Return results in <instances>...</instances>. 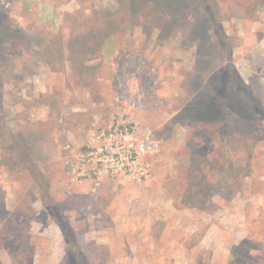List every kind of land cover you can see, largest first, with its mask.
<instances>
[{
	"label": "rangeland",
	"instance_id": "rangeland-1",
	"mask_svg": "<svg viewBox=\"0 0 264 264\" xmlns=\"http://www.w3.org/2000/svg\"><path fill=\"white\" fill-rule=\"evenodd\" d=\"M135 1L0 0L20 29L0 36V264H264V0H217L216 23L204 0H151L159 27ZM105 9L121 27L83 73L34 54L72 37L64 13ZM127 117L159 141L147 174L99 172L92 132Z\"/></svg>",
	"mask_w": 264,
	"mask_h": 264
},
{
	"label": "trees",
	"instance_id": "trees-1",
	"mask_svg": "<svg viewBox=\"0 0 264 264\" xmlns=\"http://www.w3.org/2000/svg\"><path fill=\"white\" fill-rule=\"evenodd\" d=\"M78 1H85V0H78ZM138 5V8H137ZM135 6L137 8L138 15L140 16L139 20L144 21L147 23L153 22L155 26L159 27L162 25V21L159 19V14L157 13V7L151 2V0H142L135 1ZM204 6L206 7L208 13L211 14V18L215 21V14L218 8V1L217 0H204ZM135 7L133 6V9ZM94 16L98 13L97 10H94ZM105 17L103 20L95 23V19L86 18L82 22H79L78 19L69 12L64 13V20L68 21L70 25V33L72 37L64 43L60 36L52 37L48 40V42L41 46L40 48L34 50V54L43 60L48 65H52L53 63H59L60 66L64 64V58L66 59L65 48L68 50L67 59L70 62V65L77 69L79 73H83L85 69H87V65L85 62L89 61L91 58H95L101 53V49L103 46L104 41L109 38L116 30L120 29L121 24L115 17V12L109 9H105L104 12ZM7 16L4 12H1L0 15V36L3 35L5 32L8 33L10 36H14L16 31H20L18 28L15 32H10L8 30V24L5 22V18ZM155 21H157L155 23ZM218 29L221 31V25L218 26ZM65 45V46H64ZM3 69V73L8 76L10 70L7 68ZM27 66H23V70L27 71ZM239 79V78H238ZM226 81L224 78H221V85L226 87ZM219 90L220 94H223L222 88L217 89ZM225 93V92H224ZM216 95L211 94L209 99L207 100V104L211 105L212 107L217 109L216 117L221 116L222 106L219 107L218 101L216 100ZM251 107L253 111L261 114L264 118V107L259 106L257 100L251 97ZM219 115V116H218ZM21 148H24L26 145L25 141L19 139L18 142ZM253 186L256 188H262L261 182L254 181ZM47 210L58 219V223L61 227L63 232L64 238L67 242L73 243L74 247L76 245L75 238L73 234L69 231L68 226L59 217L57 212L56 206L53 203H48L46 205ZM17 209L30 216L34 213L33 208L30 206L29 200L27 197L23 198L18 206ZM82 252L78 248L77 251H68L66 253V261L68 264H85L82 260Z\"/></svg>",
	"mask_w": 264,
	"mask_h": 264
},
{
	"label": "built area",
	"instance_id": "built-area-1",
	"mask_svg": "<svg viewBox=\"0 0 264 264\" xmlns=\"http://www.w3.org/2000/svg\"><path fill=\"white\" fill-rule=\"evenodd\" d=\"M92 135L98 141L96 161L100 167L99 172L146 175L147 168L143 157L159 148V141L152 131L141 128L131 117L109 129L94 130ZM97 185L98 182L95 187Z\"/></svg>",
	"mask_w": 264,
	"mask_h": 264
}]
</instances>
